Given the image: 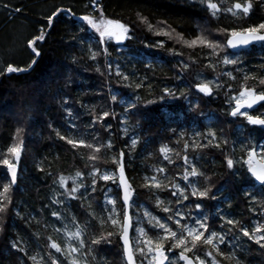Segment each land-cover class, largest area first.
<instances>
[{
    "label": "snow or ice",
    "instance_id": "obj_1",
    "mask_svg": "<svg viewBox=\"0 0 264 264\" xmlns=\"http://www.w3.org/2000/svg\"><path fill=\"white\" fill-rule=\"evenodd\" d=\"M222 2L223 0L221 3L200 0L201 5H206L211 17L217 20L222 13L237 18L247 17L253 7L252 0H233L229 7H222ZM260 2L264 4V0ZM86 7H90L91 11L78 17L82 21L80 31L88 27L98 35L99 49L89 45L88 58L97 61L99 56L105 57L103 69L97 63L95 71L107 77L108 99L124 105L120 124L128 123L129 114L137 109L141 97L134 94L132 99L123 100L117 94H112V80L115 79L116 84L124 88L151 89L152 85L146 84L147 76L137 81L133 78L134 73L130 75L122 69L118 61L110 60L108 41L122 43L133 40L136 30L143 26L145 31L154 36L166 37L167 41L178 43L182 47L206 50L201 57L205 63L202 70L195 74L198 82L193 87L205 96L223 92L227 106L226 116L243 117L247 124L264 127V112L255 115L249 112L254 106L264 102V68L259 74L243 72L237 90L233 82L237 81V74L242 73L241 60L238 55L233 57L225 52L227 48L242 49L255 41L264 42V20L239 28L224 26L212 29L198 25L196 35L189 39L183 32H177L167 21H156L154 24L140 12L136 13L135 25H131L119 19L108 18L99 0H89ZM20 11V8L15 9L17 13ZM65 12L75 16L71 7L57 6L46 16L47 25L51 27L55 18ZM45 39L46 32L41 27L38 35L27 40V46L35 55H39L37 42ZM165 44L166 40L157 39L154 44H145V47L164 48ZM168 51L174 56L183 57V53L175 49ZM34 63L35 60L27 68L8 63L0 71V76L27 71ZM198 63V58L190 56L187 60L181 58L176 67L181 73H187L193 64ZM225 66H232V70ZM204 70H209L213 78L206 79ZM249 81L253 83L249 84ZM188 94L187 90L179 91L182 98L187 99ZM176 95L175 89L165 87L158 98L163 100L166 96ZM68 103L69 99L66 97L63 105ZM81 107L87 109L90 118L86 124L79 122L80 117L70 107L64 108L69 129L67 134L54 128L52 123L48 124L55 136L70 146L74 155L84 162V170L77 169L74 175L47 172L52 177L53 195L49 204H45L41 211L49 209V215L55 218V222H45L44 228L51 227L52 232L61 239L49 235L44 248L29 254L20 245L22 237L17 236L11 242V248L24 254L25 264L27 261L32 264H100V261L105 260L100 255L103 247H111L116 243L120 245L123 264H241L235 249L241 247L242 240L264 249V221L258 220L250 225L244 219L235 218L222 211L220 207L216 208V215L211 218L204 211V202L217 200L219 197L214 194V189H219L213 182L217 173L208 174V170L200 163L203 151L219 150L227 169L233 170L237 163L246 164L255 182L264 189V167L253 165V157L264 158V145L260 146L258 153L256 146L241 144L242 154L237 158L234 148L236 142L229 139L223 128L193 130L190 133L181 130L178 134L172 130L175 147L162 145L159 153L163 160L159 165L145 164L142 182L136 183L135 177L128 175L132 160L125 162V149H135L140 142L139 135L133 134L130 143L116 151L115 130L108 122L110 118H117L116 112L110 108H98L96 105L81 103ZM199 107V104L191 105L193 111ZM24 132L23 127H17L11 143L0 152V166L6 169L9 177L7 182L0 184V230L13 201L12 188L17 182L18 166L24 152ZM128 132L129 128H122L120 138L126 137ZM127 155L131 156V152ZM147 156L152 157L153 153L148 152ZM43 163H48L51 169V163L43 161L36 165L38 171L45 172ZM169 166L178 170L173 173ZM142 191H147L154 197V210L139 203ZM245 196L250 197L251 202L260 204L261 211L264 212V198H258L249 192H245ZM72 201L79 202V207L84 210L83 215L72 211ZM228 207H231L230 203ZM248 210L256 213V208L251 203ZM156 211L164 215L155 214ZM16 214L20 215L19 212ZM210 220L218 223L214 225ZM57 223L61 226L57 227ZM133 229L134 237L130 235Z\"/></svg>",
    "mask_w": 264,
    "mask_h": 264
},
{
    "label": "trees",
    "instance_id": "obj_2",
    "mask_svg": "<svg viewBox=\"0 0 264 264\" xmlns=\"http://www.w3.org/2000/svg\"><path fill=\"white\" fill-rule=\"evenodd\" d=\"M85 2L88 4L89 0H0V7L8 5L5 8L9 10L0 21L2 58L10 56V59H15V63L19 64L35 60L27 71L0 76V152L11 143V137L17 127L25 129L24 152L19 162L17 182L12 188L13 201L0 230V264H25L24 254L11 248V242L17 236L22 237L20 245L25 247L29 254L44 248L49 235L61 239L52 232L51 227L44 228L45 222H55V218L49 215V209L41 211L45 204H49L53 195L52 177L47 172H63L68 176L74 175L77 169L84 170V162L80 157L75 156L70 146L59 140L48 128V124L52 123L54 128H59L61 132L67 134L69 129L65 120V107H70L73 113L80 117L81 124L88 123L90 119L87 109L81 107V103L114 110L117 118H110L108 122L115 130L116 151L130 143L133 134L139 135L140 142L136 148L125 149V162L127 163L128 159L132 160L128 175L135 177L136 183L142 182L145 164L159 165L163 160L162 154L159 153L162 145L175 147L172 130L178 134L181 130L190 133L193 130L223 128L229 139L236 142L234 148L237 158L242 154L241 144L254 145L259 152L260 146L264 145V127L247 124L243 117L226 116L227 106L223 92L205 96L193 87L198 82L195 74L202 70L205 63L201 57L206 50L182 47L178 43L167 41L166 37L154 36L145 31L143 26L136 30L133 40L124 44H117L114 40L108 41L111 52L109 59L118 61L122 69L130 75L134 73L133 78L137 81L147 76L146 84L152 85L151 89L124 88L116 84L115 79L112 80V94H117L123 100L132 99L134 94L141 97L137 109L129 114L128 123L120 124L119 119L122 118L124 105L108 99L107 77L95 71L97 63L103 69L105 57L101 55L97 61L88 58L89 45L99 49L98 35L88 27L80 31L82 21L78 17L85 10L82 8ZM99 2L108 18L135 25L136 13L140 12L154 24L156 21H167L177 32H183L189 39L196 35L198 25L212 29L224 26L239 28L264 20V4H261L260 0H252L253 7L247 17L237 18L222 13L218 20L211 17L206 5H201L200 0H99ZM214 2L221 3V0ZM232 2L233 0H223L221 6L229 7ZM57 6L71 7L75 16L67 12L62 13L49 27L45 18ZM16 8H20L21 11L15 12ZM10 24L18 25V30L3 36L2 32ZM40 27L45 29L46 39L37 42L39 55H35L26 47V42L31 36L39 34ZM157 39L166 40L164 48L145 47V44H154ZM168 49L182 52L183 57L174 56ZM225 52L233 57L238 55L241 60L242 73L237 74L238 79L233 82L237 90L243 72L259 74L264 68V42L236 51L227 48ZM19 55L23 58L17 59ZM190 56L198 58L199 63L193 64L189 72L181 73L176 65L181 58L187 60ZM225 67L232 70V66ZM204 73L206 79L213 78L209 70H204ZM252 83L249 81V84ZM165 87L175 89L177 95L159 99ZM180 90L188 91L187 99L179 96ZM66 97L69 103L63 105ZM145 100L154 102L145 103ZM195 104H199L200 107L193 111L191 105ZM260 112H264V102L250 114ZM125 127L129 128L128 135L120 138L121 129ZM129 152L131 156L127 155ZM148 152H152L153 156L148 157ZM244 155L246 156V153ZM202 156L200 163L208 170V174L217 173L213 182L219 189V191L214 189V194L219 198L204 202L206 205L204 211L210 218L216 215V208L220 207L222 211L235 218L244 219L245 223L250 225L258 220L264 221L262 206L251 202L250 197L245 196V192H249L258 198H264V189L254 181L247 170L248 166L237 163L233 170L227 169L223 156L216 149L205 150ZM261 159L264 161V158ZM43 161L51 163L52 167L49 169V164L43 163L45 172H40L36 165ZM169 167L173 173L178 170ZM8 179L6 169L0 166V184L7 182ZM102 199L101 195L100 200ZM139 203L144 204L149 210H154V197L147 191L140 193ZM229 203L231 207H228ZM250 203L256 208V213L249 212ZM71 206L73 212L84 214L78 201H72ZM16 212L20 215L18 216ZM155 214L164 215L158 211ZM210 222L214 225L218 223L215 220ZM56 226L61 225L57 223ZM131 236H135L134 229L131 230ZM235 251L241 259V264H264V249H260L254 243L242 240L241 247ZM100 255L105 257L100 264H123L118 243L111 247L104 246ZM26 264L32 262L27 261Z\"/></svg>",
    "mask_w": 264,
    "mask_h": 264
},
{
    "label": "rangeland",
    "instance_id": "obj_3",
    "mask_svg": "<svg viewBox=\"0 0 264 264\" xmlns=\"http://www.w3.org/2000/svg\"><path fill=\"white\" fill-rule=\"evenodd\" d=\"M88 4H89V2H88ZM87 4V2H85V4H84V7H82V8H84L85 10H83L82 11V14L84 13V12H86V11H91V9H90V7H86V5H88ZM12 6V5H11ZM2 10H5V11H2ZM8 11V12H7ZM7 12V13H6ZM9 13V10L7 9V8H5V7H0V21L2 20V19H4V16H6L7 14ZM41 28V27H40ZM13 30H18V25H15V24H10L8 27H7V29L6 30H4L3 32H2V35L3 36H6L8 33H12V31ZM33 36H31V38H32ZM31 38H28V39H31ZM27 39V40H28ZM26 47L29 49V50H31L28 46H27V42H26ZM4 51V50H3ZM8 53V52H7ZM7 58H2V54H0V71H2L3 70V68H5L6 67V65L8 64V63H12L13 65H15V66H17V67H22V68H25V67H27L28 65H29V63H30V61L31 60H29V61H27V63H25V64H19V63H15V59H10V56H6ZM23 58V56H21V55H19V56H17L16 58L18 59V58ZM7 60V62H5ZM24 60V59H23ZM205 77H207L206 75H205ZM212 79V78H211ZM257 149V152L259 153V150H258V148H256ZM261 158V157H260Z\"/></svg>",
    "mask_w": 264,
    "mask_h": 264
},
{
    "label": "water",
    "instance_id": "obj_4",
    "mask_svg": "<svg viewBox=\"0 0 264 264\" xmlns=\"http://www.w3.org/2000/svg\"><path fill=\"white\" fill-rule=\"evenodd\" d=\"M125 42H126V41H124V42H122V43H119V42L116 41L117 44H123V43H125ZM258 42H260V41L252 42L250 45H248V46H246V47H244V48H247V47H249V46H251V45H253V44H256V43H258ZM244 48H242V49H244ZM230 49L234 51V50H238V49H241V48H238V49H232V48H230ZM259 105H260V104L254 106L253 109L256 108V107H258ZM250 110H252V109H250ZM250 110H249V111H250ZM253 165L256 166V167H264V161H262V160L260 159L259 156H255V157H253ZM18 172H19V166H18ZM17 176H18V173H17ZM256 183H257V182H256ZM257 184H258V183H257ZM130 235H131V231H130Z\"/></svg>",
    "mask_w": 264,
    "mask_h": 264
}]
</instances>
